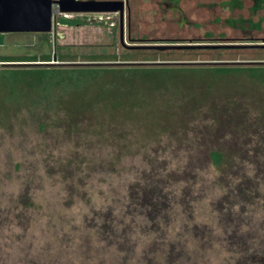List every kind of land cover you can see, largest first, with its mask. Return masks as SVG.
<instances>
[{
	"label": "rangeland",
	"instance_id": "rangeland-1",
	"mask_svg": "<svg viewBox=\"0 0 264 264\" xmlns=\"http://www.w3.org/2000/svg\"><path fill=\"white\" fill-rule=\"evenodd\" d=\"M65 16L48 33H0V57L55 63L0 58L34 67L31 88H0V264H264V81L209 66L264 63L245 39L264 29L214 28L243 46L176 50ZM163 32L138 33L204 30ZM80 65L106 67L66 70Z\"/></svg>",
	"mask_w": 264,
	"mask_h": 264
},
{
	"label": "flooded vegetation",
	"instance_id": "flooded-vegetation-1",
	"mask_svg": "<svg viewBox=\"0 0 264 264\" xmlns=\"http://www.w3.org/2000/svg\"><path fill=\"white\" fill-rule=\"evenodd\" d=\"M107 1V6L114 10L106 12H93L81 15V19L104 20L114 29V36L119 43L133 41H166L186 44L187 48H203L198 43H210L213 46L225 47V45L237 43L235 39L243 37L224 35H208L214 28L226 30H248L259 33L264 29V0H95ZM142 30H154L163 33L172 31L204 30L201 37L162 36L149 37L139 34ZM136 33V34H135ZM140 35V37L138 36ZM218 40H215V39ZM260 39L264 46V36L249 37ZM206 41V42H204ZM213 41V42H212ZM244 45H255L254 43ZM256 43V45H260ZM243 46V45H242ZM241 46V47H242ZM138 56V55H137ZM156 61V60H154ZM233 61V60H232ZM226 62V61H221ZM228 62V61H227ZM240 62V61H238Z\"/></svg>",
	"mask_w": 264,
	"mask_h": 264
},
{
	"label": "water",
	"instance_id": "water-1",
	"mask_svg": "<svg viewBox=\"0 0 264 264\" xmlns=\"http://www.w3.org/2000/svg\"><path fill=\"white\" fill-rule=\"evenodd\" d=\"M107 1L95 0H0V33L34 32L48 33L53 28L55 13L90 14L114 10ZM177 62V61H176ZM131 62H125L124 64ZM136 64H160V62H135ZM131 63V64H135ZM215 63V62H213ZM219 64L239 63L217 62ZM14 64H55L54 62H26ZM75 64V63H65ZM86 64H95L86 63ZM96 64H114L98 62ZM162 64H169L165 62ZM176 64V63H175Z\"/></svg>",
	"mask_w": 264,
	"mask_h": 264
},
{
	"label": "trees",
	"instance_id": "trees-1",
	"mask_svg": "<svg viewBox=\"0 0 264 264\" xmlns=\"http://www.w3.org/2000/svg\"><path fill=\"white\" fill-rule=\"evenodd\" d=\"M38 56H40V58H41L40 60H42V61H49L50 60V57L48 54L47 55L42 54V55H38ZM0 58H1L2 62H8V61H25V62L31 61V62H34L37 60L36 59L37 56L31 55V54L30 55H22V56L2 55ZM35 65H38V64H35ZM40 65H42V64H40ZM153 65L154 64H147V65H141V66L150 67ZM74 66H79V65H74ZM80 66H82V65H80ZM134 66H137V65H134ZM134 66L130 65V66H126L125 68L132 69L131 67H134ZM154 66H156V65H154ZM162 66H164V65H162ZM209 66L214 67L216 69H218V68L219 69H227V70L235 69V70H237L236 72H238V71L244 72L245 75H248L251 78H253V80L255 82L264 81V63H254L251 65H244L241 63H232V64H225V63L219 64L218 63V65L216 64V65H209ZM39 67H41V66H39ZM82 67H84V68H82ZM82 67H71V66H69L66 68V70H68L69 72H72V73L74 71L82 72L84 70H87L90 72L96 71V73H102V72H104L103 68L106 66H104V67L102 66V67H98V68H94L91 66H82ZM194 67H202V65H197ZM33 68L34 67H31V66L28 68H9V67L8 68L7 67L0 68V88H3V89L6 88L9 93L13 90V88H15V89L18 87L19 88L20 87L28 88L27 86H29L31 88L33 81L31 79L32 77H31L30 72ZM113 68L116 69L119 67H113ZM107 69H111V68L107 67ZM78 72H77V74H79ZM209 154H210V157H211L213 164L217 165V166L220 164L222 157L224 155L222 153L221 149H213L210 151Z\"/></svg>",
	"mask_w": 264,
	"mask_h": 264
},
{
	"label": "crops",
	"instance_id": "crops-1",
	"mask_svg": "<svg viewBox=\"0 0 264 264\" xmlns=\"http://www.w3.org/2000/svg\"><path fill=\"white\" fill-rule=\"evenodd\" d=\"M64 14H67V13H62L61 15H64ZM69 16H73V15H77V14H68ZM65 17V16H64Z\"/></svg>",
	"mask_w": 264,
	"mask_h": 264
},
{
	"label": "built area",
	"instance_id": "built-area-1",
	"mask_svg": "<svg viewBox=\"0 0 264 264\" xmlns=\"http://www.w3.org/2000/svg\"><path fill=\"white\" fill-rule=\"evenodd\" d=\"M65 15H68V14H64L63 16H65ZM65 17H67V16H65Z\"/></svg>",
	"mask_w": 264,
	"mask_h": 264
}]
</instances>
